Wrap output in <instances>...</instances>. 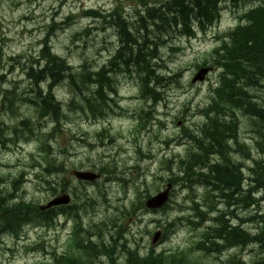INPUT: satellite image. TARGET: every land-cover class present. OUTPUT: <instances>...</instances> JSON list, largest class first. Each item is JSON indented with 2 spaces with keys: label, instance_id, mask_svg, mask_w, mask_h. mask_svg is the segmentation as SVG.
<instances>
[{
  "label": "trees",
  "instance_id": "16d2710c",
  "mask_svg": "<svg viewBox=\"0 0 264 264\" xmlns=\"http://www.w3.org/2000/svg\"><path fill=\"white\" fill-rule=\"evenodd\" d=\"M138 1L145 8L141 12L137 10V17L129 20L123 15L122 7H115L108 15L92 9L84 12L100 21H105V16H108L110 26L119 32L114 57L97 71H90L85 63L74 68L53 53L48 42L56 33L54 29L47 30L43 42L39 43L41 50L37 57L17 63L23 66L19 67L21 76L25 77L23 88H20V82H6L5 76L0 77V84L5 87L0 93V146H15L18 141L35 139L41 155L37 161L32 162L31 168L37 167L43 173L40 186L49 191L52 197L57 190L52 177L60 171L63 164L58 165L57 157L49 153L51 148L48 139L53 138L54 133H60V130L56 131L54 128L51 133H42L40 120L32 121L22 117L20 108L27 106L37 117L59 126L65 115L57 102L54 89L65 84L69 92L66 103L69 111L79 113L86 119L105 120L113 112L112 105L116 104L113 99L117 94L115 78L121 74L136 77L139 98L155 103L157 90L178 76L176 74L165 79L161 75L163 67L158 65L161 62L159 50L166 44V39L183 31L188 34L189 29L196 24L202 31H206L219 19V5L224 0ZM254 7L243 15L245 22L242 25L238 24L233 30L223 32L221 37L217 36V39L225 37L226 40L219 42L205 55L201 66L210 63L215 70H220L218 86L211 89L213 95L200 110L202 125H186L181 128L180 134L189 144L183 156H174L165 165L169 177L167 182L186 192L188 200L192 201L193 209L190 212L200 221L202 209L199 203L204 199L207 207L213 210L216 199L237 196L235 201L245 204L251 199L250 192L255 194L264 189V96L261 94L264 93V2ZM67 18L71 19L70 16ZM24 20L27 22L31 19ZM130 20L133 21L127 22ZM13 69L15 68L12 67L11 71ZM45 83H49L46 92L43 90ZM242 113L246 115L245 122L255 134L254 150L240 141ZM143 115L139 116L140 127L145 124L144 116L150 118L149 113ZM14 120V125H10ZM173 159L175 161L171 162ZM246 162L251 164V176L243 179V171L247 169ZM45 176L49 178L45 179ZM243 180L251 184L247 192L241 190ZM3 181L4 184L11 185L9 187L12 192L4 195L0 193V236L17 238L26 225L49 227L59 212L69 216L73 214L72 211L82 208L75 203L70 208L40 211L38 204L33 201H25L23 197L17 200L19 181ZM66 184L63 181L61 187L64 188ZM198 190L202 191L201 194L197 193ZM242 193L241 201L239 197ZM84 205L91 206L80 204ZM104 221L107 222L94 228L99 235L98 239H94L96 241L92 240L88 229L77 225L70 238L63 243L65 252L61 255L53 254L52 263L49 264H206L204 251L216 248L220 253L233 245L245 246L249 241L241 228H234L229 232L211 228L199 235L198 240L188 248L160 253H154L152 249L145 258L140 257L136 250H131V247L128 248L123 241L121 250L119 247L120 253L115 254L119 235H123L125 228L119 227L120 232H116L115 236L107 228L114 218L109 217ZM252 221L256 224L264 223V215L255 216ZM224 229L228 230L227 227ZM262 237L254 234L249 236L258 248V253L250 264H264ZM217 238L223 243L218 244ZM231 259L228 264H241L236 255Z\"/></svg>",
  "mask_w": 264,
  "mask_h": 264
},
{
  "label": "rangeland",
  "instance_id": "374dc122",
  "mask_svg": "<svg viewBox=\"0 0 264 264\" xmlns=\"http://www.w3.org/2000/svg\"><path fill=\"white\" fill-rule=\"evenodd\" d=\"M27 3L26 0H20V2L17 0H0V35H2L0 36V71L6 73V77L10 76L9 72L13 67V64L10 62L13 63L17 61L21 54L27 55L38 49L36 44L43 42L45 28H49V22L51 18H54L55 14H57V17H55L54 26L50 28V31L54 29L58 31L52 35V42L51 40L48 42L54 53L63 57V59L74 68L85 63L88 69L93 72L107 63L110 58L109 54L112 50V46H114L116 42H111L114 40V38H112L113 31L107 32V30L103 28V24L99 21L93 22L92 20L81 18V11L84 9L100 11L111 10L114 5L113 1L67 0L65 7H58L57 0H45V2L40 0L38 3L39 6L36 5L34 7L29 6ZM243 3L244 0H238L237 3L233 4L241 5ZM228 6L229 7L223 8L222 16L217 21L216 27L209 31L207 35L199 33L197 34L198 38L191 40L189 43L186 41L178 42V47H182L181 51H169L166 46H170L175 40H179L178 38L184 33L183 31L181 35L176 34L172 36L171 41H167L163 46L165 48H161L159 51L160 58L161 61L167 65L169 73L175 74L180 70H186L181 79V84L184 85V88L183 90L167 88L166 91L163 90L160 92V94L163 95L160 99H163L155 106L154 121H152L150 126L148 125L143 132L138 133L136 121L133 119L134 110L137 111L142 106V103L137 99L138 88L135 81L126 76L120 75L116 80L118 95V100H116L123 110H116V108L112 106L114 114L112 117L108 118V121L99 122L102 121L103 118L95 120L106 125L113 137V141L109 143L105 150H94L87 145L86 137H88V133L101 131V129H98L99 126L95 125L98 123L89 122L78 114L67 113V121L63 127V131L54 135L55 138L52 139V146L55 147L57 153L62 151L66 153V155H59L57 157V162L58 164H63L65 173L63 176H54L53 179L59 182L62 177L64 179H69L68 177L71 176L70 173L74 169L89 170L93 164L97 167H101L102 161L103 164L110 163L109 161L112 159H117L118 161L116 165L117 173L114 174L110 182H106L103 187L107 193L106 202H102V200L97 201L99 208L94 209L97 211V216L94 217V221L106 218L111 213L108 210L109 207L107 204L119 208L128 207L131 203L130 200H133L135 197H133L132 194H129V196H126V194L133 192L132 187H135V183L141 190L145 189V184L142 181V177L145 174L148 176V180L146 181L148 191H155V188L160 185L159 178L163 177L161 175L162 167L161 164L158 163V160L165 162L167 156L180 155L185 151L186 144L182 143L179 145L176 141L180 135V127L198 124L202 121L196 110L198 107H203L205 100H208V88L211 84L214 85L218 81V73L212 71L208 81L196 88L189 87L190 81L197 72L196 65L202 60V55L213 46V34L221 31L224 32L237 24V15H239L238 9H234L231 3H229ZM242 10V7L239 8V11ZM70 14L74 15V18L70 21V25L64 28L66 25L64 21H66V17ZM25 16L30 17L31 20L28 22L23 21ZM60 22L62 25L59 26ZM84 31H88V34L84 35ZM105 33L110 37H107ZM77 34L78 39H73V36ZM8 58L15 60L9 61ZM158 65L161 66L162 62H159ZM12 74L15 80L21 83L24 81L20 78L21 72L14 70ZM0 76L3 77L1 72ZM177 83V79L173 80L172 86ZM55 93L60 100L64 101L66 99V92L64 89H57ZM21 111L20 115L27 118L28 114L26 109L23 108ZM152 111L151 106L145 107L144 109V112ZM241 117L243 119L240 125V130L243 132L241 141L245 142L254 150V135L248 131L249 124L245 122L247 117H245L243 113ZM14 123L15 120L10 125H14ZM246 131H248V134H245ZM148 134L150 136L156 135L157 137L165 139L172 138L173 142L169 148L164 150V153L160 150L161 148L158 147L157 139L152 137L150 139L151 145L158 151L157 160L140 164L136 148L137 144L133 141V138L137 136L138 139H146ZM105 142H108V140H105ZM143 146L149 148V141L146 140ZM144 151L147 152L144 153L147 156H152V154H148L149 152L147 150ZM31 153L36 156V154L31 151V146H21L19 148L11 147L10 149L0 147V175L5 178L10 177L9 179L3 180L14 182L12 179H15V182L19 181V185L26 182L19 195L25 200H31L34 203L43 205L48 200L47 193L39 187L37 182H34L33 175L30 174V169L22 168L29 167L32 163V159L30 158ZM104 155L108 160L102 159ZM253 155H256V153L253 152ZM174 161V159L173 161L171 160V162ZM5 166H7V168H5ZM19 171L27 173V180H25V177L20 178V175H18L20 173ZM42 175V172L36 173V176L40 178ZM163 175L164 179L168 177L165 174ZM44 178L46 179L49 177L45 176ZM113 178L118 179L119 182L128 181L126 192L123 191L122 185L120 186L117 182H113ZM69 180L71 181L69 182L70 190L79 188V186L74 183V178ZM105 181L108 180L105 179ZM162 184L163 182L161 186ZM3 185L4 184H0L1 190L8 187H4ZM261 196H263L264 200V192L257 197L262 198ZM172 199L176 204L172 205L173 207L170 211L160 212L156 215L146 214L143 215L140 220L136 219L140 215H136L131 217L126 223V227L130 229L129 240L133 245L139 246L142 253L147 254L152 246L150 245L151 236H148V231H152L151 233L158 230L166 231L167 224H171L174 219L181 216H188V218L193 220L198 219V217H195V214L187 210L191 204L188 203L185 194L179 197H173ZM262 206L264 209V202ZM90 217L92 216L90 215L85 219L86 223L90 222ZM249 228L254 229L255 227L250 226ZM28 236L30 237L28 242H40L39 234L30 233ZM65 236L66 234H64V237L59 242L56 233L53 231L49 232L48 236L43 239L44 248L49 251L53 249L58 251L57 249L61 247L66 239ZM194 236L195 233L190 231L189 226L180 224L167 241L159 244L158 247L156 246L155 251L175 250L192 241ZM126 240V235L123 233L122 241L126 242ZM10 245L12 246V244ZM251 249L255 250L254 253L249 252ZM239 251L241 255L244 256L243 261L250 263L256 256L257 249L250 245L246 250ZM29 252L30 251L26 249H21L19 252L12 254L0 248V264H32L36 258L35 255H29ZM207 262L208 264H219L213 257L208 258Z\"/></svg>",
  "mask_w": 264,
  "mask_h": 264
},
{
  "label": "water",
  "instance_id": "95a60500",
  "mask_svg": "<svg viewBox=\"0 0 264 264\" xmlns=\"http://www.w3.org/2000/svg\"><path fill=\"white\" fill-rule=\"evenodd\" d=\"M207 73V70H201L199 71V73L195 76L194 78V82L197 81V80H202L203 78V75H205ZM75 176L77 178H80V179H84V180H89V181H93L96 179L97 176H95L94 174L92 173H89V172H86V173H83V172H77L75 173ZM166 199V192L164 193H161L159 194L156 198L152 199V201H150L147 205L148 207L150 208H157L159 207L163 201ZM67 202V198H58V199H55L53 200L52 202H50L48 204V207L49 206H53V205H56V204H64ZM158 239V234H156L153 238V243L156 242Z\"/></svg>",
  "mask_w": 264,
  "mask_h": 264
},
{
  "label": "bare ground",
  "instance_id": "6f19581e",
  "mask_svg": "<svg viewBox=\"0 0 264 264\" xmlns=\"http://www.w3.org/2000/svg\"><path fill=\"white\" fill-rule=\"evenodd\" d=\"M233 3H237L238 2V0H233L232 1ZM263 2V1H262ZM143 8H145V7H142L141 8V10L143 9ZM141 10H140V12H141ZM137 15V14H136ZM133 16V17H131V18H135V17H137V16ZM130 19V18H129ZM128 19V20H129ZM181 35V34H180ZM171 39H172V37H169V38H167L166 39V42L168 41V42H170L171 41ZM41 46V45H40ZM52 51V50H51ZM68 65H69V63H68ZM245 115V114H244ZM245 117H246V115H245ZM119 238H120V240L119 241H122V236H119ZM123 242V241H122ZM250 246V243H248L247 245H245V246H241V247H238V250H246L248 247ZM106 263V262H105Z\"/></svg>",
  "mask_w": 264,
  "mask_h": 264
}]
</instances>
